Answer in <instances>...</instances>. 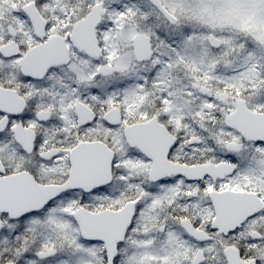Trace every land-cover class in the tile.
I'll list each match as a JSON object with an SVG mask.
<instances>
[{"label": "snow or ice", "instance_id": "obj_1", "mask_svg": "<svg viewBox=\"0 0 264 264\" xmlns=\"http://www.w3.org/2000/svg\"><path fill=\"white\" fill-rule=\"evenodd\" d=\"M0 264H264V0H0Z\"/></svg>", "mask_w": 264, "mask_h": 264}]
</instances>
